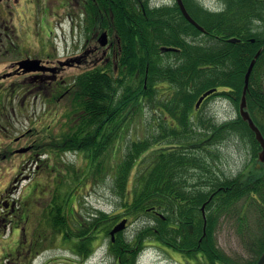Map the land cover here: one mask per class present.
I'll list each match as a JSON object with an SVG mask.
<instances>
[{
	"label": "trees",
	"instance_id": "trees-1",
	"mask_svg": "<svg viewBox=\"0 0 264 264\" xmlns=\"http://www.w3.org/2000/svg\"><path fill=\"white\" fill-rule=\"evenodd\" d=\"M183 2L205 32L184 17L175 1L159 8L150 6V0L87 1L88 31L115 34L123 49L118 63L107 68L90 58L87 69L67 86L65 130L50 146V159L76 153L81 163L69 166L71 187L62 201L53 196L57 201L48 221L60 244L76 239L86 245L79 249L84 259L97 249L95 234L101 232L107 239L123 219L130 226L140 221L144 225L110 240L107 250L114 264H137L141 250L153 244L189 264H257L264 252V233L252 246L246 245L248 259L231 258L217 246L223 216L238 214L242 233L247 224L244 208L253 205L264 225L262 147L239 113L245 76L259 52L246 110L264 137V0H221L218 12L200 0ZM161 47L178 50L162 52ZM163 83L171 88L167 94L159 88ZM215 88L218 91L197 110L200 97ZM61 94L62 87L54 97ZM216 96L230 101L236 119L219 123L201 115ZM148 108L152 123L135 130L143 125ZM233 136L244 139L251 154L239 172L223 178L212 150ZM107 179L113 182L120 211L109 215L96 210L75 224L76 194L83 196ZM240 201L244 205L239 206ZM200 253L206 255L204 262L198 260Z\"/></svg>",
	"mask_w": 264,
	"mask_h": 264
},
{
	"label": "rangeland",
	"instance_id": "rangeland-1",
	"mask_svg": "<svg viewBox=\"0 0 264 264\" xmlns=\"http://www.w3.org/2000/svg\"><path fill=\"white\" fill-rule=\"evenodd\" d=\"M173 1L175 0H150V6L171 4ZM200 1L211 11L218 12L222 10L221 0ZM33 3L34 10L31 9L34 14L33 18L23 21L22 15H20L21 12L16 11L14 7L15 0H2V3L0 0V22L2 20L7 21L10 30L13 31L10 32L12 40H19L15 35L23 36L24 30H26L29 41L32 43L35 40L36 48L32 49V53H40L42 51L39 46L41 40L51 38L52 45L57 47V60L84 56L87 51V58L94 55V49L92 48L100 42L98 39H93L96 32L88 31L85 12L75 9L76 3L74 0L73 3H71V0H65L64 3H62V0H34ZM3 5H10V8L7 10L8 7L4 8ZM6 13L9 15L7 19H5ZM68 14H75L76 19H69ZM80 20L81 25L79 24ZM98 23L101 28V21L98 20ZM99 32L98 38L102 35V31ZM5 34L6 32L3 29L1 30L0 26V121L8 116L15 119V122L18 119V123L14 122L12 126L8 127V134L0 130V154L4 150L7 152L19 150H17V154H12L7 160L0 162V201L7 198L10 202H14L16 211L12 210L10 204L5 207L4 204L1 206V203L0 211L2 217L8 214L4 218L9 219L15 215L19 219L24 213L28 215L27 218L24 216L26 219L25 223L22 222V228L19 227L21 229L15 230V232H13L16 225L15 221L8 222L7 228H4L5 219L0 220V238L2 239L0 244L4 249L11 247L15 253L12 257L0 251V264H11L10 260H16L19 263L23 256L29 254V250L33 246L34 251H38L35 258H33V264H112V258L107 252L108 243L111 242L110 237L106 239L101 232H97L93 241L97 249L91 257L84 259L79 253V249L84 250L86 245L81 240L76 239L70 240V243L60 244L55 234L56 230L48 221L52 214V203L57 201L55 197L58 196L62 201L64 193L68 187H71V181L66 176L67 173L69 174V166L79 167L81 165L76 153H66L57 161L56 158L51 160L49 156L50 154L53 155V148L50 147L52 142L58 139L57 137H60L65 130L67 118L62 115L69 106L68 94L54 97L57 94L56 92L52 98H49V89L45 85L40 86L32 81H26L21 82L16 90L20 93L22 91L20 90L21 85L25 88L29 87L25 89L26 92L28 90L27 97L25 98L24 94L21 97L15 94L14 97L11 88L13 86L15 88V84H12L14 82L8 80L4 74L9 71L5 62V55L8 54L10 57L15 52L7 53V50L10 49L9 41L11 37L7 41L4 40ZM87 44L90 49H84ZM28 47L29 45L25 43L22 51H27ZM86 69V62L75 68H67L63 73L66 80L65 86L73 84L76 77ZM4 83L10 89L6 96L1 93V87L5 86ZM64 88H62V94ZM159 88L162 93L166 94L171 90L166 83L161 84ZM220 90L222 91V89ZM3 108H7L5 111L8 115L1 110ZM12 111L15 113H12ZM201 115L208 118L213 116L219 123H224L236 119L237 110L225 97L216 96L206 105ZM167 117L168 119L165 117L167 122H171V118ZM140 122H143V125L138 126L135 129L137 131H142L146 128V124L152 123V114L149 108L146 110L144 120ZM22 134L27 136L26 139L15 141L16 137L20 138ZM221 142L223 143H220L219 147L213 148L212 151L218 156L214 165L216 169L218 165L217 170L220 177L224 178L227 175L231 176L239 172L249 162L251 153L248 151L246 142L240 136H233V138ZM31 144L34 145L33 148H37L32 153L28 152L29 148H26L25 151L20 148ZM17 178L21 181L15 183ZM67 182L70 183L67 184ZM112 187L113 182L107 179L103 184L94 185L87 193L86 191L83 192V196L77 193L76 212L72 217L74 218L73 222L77 224V221L80 225L96 210L104 211L109 215L118 213L120 211L118 207L119 200L116 198ZM31 193L32 199L28 201L29 196L27 195ZM53 196L55 197L53 198ZM244 203V201H240L239 206L244 205ZM244 209L243 217L244 222H247V224L242 233L239 232L240 216L238 214H230L220 219L217 240L222 250L232 257L244 254L248 250L246 245L252 246L264 233V225L260 221L261 217L257 209L253 205L250 207L248 205ZM3 210H5L4 213ZM143 225V221L134 222L131 226L128 224L126 231L132 233L136 228ZM24 228L25 231H23ZM0 250L3 249L0 248ZM158 251L157 253L148 254L141 263L177 264L173 261L175 254L171 253L172 257L167 252L168 250L164 248L158 249ZM248 256L250 257L249 254Z\"/></svg>",
	"mask_w": 264,
	"mask_h": 264
},
{
	"label": "flooded vegetation",
	"instance_id": "flooded-vegetation-1",
	"mask_svg": "<svg viewBox=\"0 0 264 264\" xmlns=\"http://www.w3.org/2000/svg\"><path fill=\"white\" fill-rule=\"evenodd\" d=\"M75 1V9L76 10H80L83 11L85 9V4L87 3V0H74ZM34 0H15V5L14 7L16 8V11L18 10L19 13L21 12L20 15H22V20L26 21V19H31L33 18L34 14L32 13L31 9L34 10ZM65 0H62V3H64ZM2 3V0H1ZM33 3V4H32ZM71 3H73V0H71ZM2 5V4H1ZM31 5V8H30ZM4 8L8 7L7 10L10 8V5H3ZM144 9V6L142 7ZM8 13H6V17L5 19H7L8 17ZM69 19L71 20H75L76 19V15L75 14H68L67 16ZM0 26H1V30L3 29L4 32H6L5 34V38L4 40H9L10 37V41H9V45H10V49L7 50V53H12V56L9 57V55H5V62L7 64V68H8V72L5 73L4 75L7 76L6 78L8 80H12L15 84V88L14 86L11 88L12 89V93L13 96L15 97V94L18 97L23 96V94L25 95V98L27 97V92L25 91V89L29 88V87H23V85H21L20 87V93L18 90H16L17 86H20L21 82H26V81H32L34 84H38V85H45L49 90V98H52L54 94H56L57 91H59V88H64L65 84H66V80L64 79L63 73L67 68H75L78 67V65H83L84 62L89 61V59H94V57H96L95 61L97 64L100 65V67L102 68H107L108 66H110L111 63L116 62L118 63V59L120 57V52L121 49H123V47L120 45V40L118 39V36H116L115 34L112 35L110 34L109 31H103L107 33V44L106 46H102L99 44H97L95 47H93V53L94 55H91L87 58L88 55V51L85 53L84 56H79V57H68L66 58V60H57L56 58V49L57 47L52 45V41L51 38H48L47 40L42 39L41 42L39 43V46L42 48V51L40 53H32V49L36 48V45L34 44L35 40L31 43L29 41V37H28V32L26 30H24L23 36H18V34H16L15 36L19 39H15L12 40V35L10 34V32H13L10 30V27L8 26V23L6 20H2L0 22ZM101 32V33H103ZM3 34V33H2ZM1 34V35H2ZM100 32H97L94 35L93 39H98L100 42L99 37ZM25 43H27L29 45L27 51H22L23 47L25 46ZM23 45V47H22ZM39 49V48H38ZM84 49H90L87 46ZM17 53V54H16ZM35 54V55H34ZM82 54V53H81ZM101 56V57H100ZM25 60H35V61H39L40 63L37 65L39 68H41L40 70L37 71H33V72H25V70L20 69L19 68V63L23 62ZM75 60V61H74ZM74 66V67H73ZM3 75V77H4ZM64 85L59 87V84ZM5 85V83L3 84ZM7 85V84H6ZM6 85L2 88L1 87V93L2 95L5 94V96L8 94V92L10 91V89H8L6 87ZM8 86V85H7ZM70 91V88L65 89L64 88V93L61 94L66 95V93L68 94ZM2 98H4V96H2ZM20 99V98H18ZM15 102V99H14ZM1 106V104H0ZM2 111H4V113H6L8 115V113L5 111L7 110V108H3L1 109ZM12 113H15L14 111H12ZM15 122V119H12L8 116H6V119L2 118V120L0 121V130L2 132H5L6 134H8L9 132V128L10 126H12V124ZM5 123V125H4ZM18 123V119H16V122ZM29 132V131H28ZM26 135L22 134L20 138L16 137L15 141H21L26 139ZM34 145H26L24 147H20L22 148V150L25 151L26 148H29L27 151L30 153H32L33 151H35L36 149L33 148ZM17 150H11L10 152L7 151H3L0 154V162L7 160V158L12 154H17ZM9 154V155H8ZM52 160V159H51ZM21 179L16 180L15 183L20 182ZM12 193V192H10ZM8 197V196H7ZM1 206L8 207L10 204V207L12 208L13 211H16L15 209V204L14 202H10L7 198L6 200H1L0 201ZM1 208V207H0ZM8 211V209H6ZM3 213L5 212V210L2 211ZM1 211H0V220L2 218H4V216H8V214H5L3 217L1 216ZM25 213L22 214L19 219L17 218L18 216L15 215L14 217H11V219L9 218H4L5 219V224H4V228H7L8 226V222H13L15 221V229L13 232H15V230H19L22 228V222L25 223ZM17 218V219H16ZM21 227V228H19ZM18 228V229H17ZM25 231V228L24 230ZM0 241H2V239L0 238ZM0 248H2L3 250H0L2 252H5V255H11L12 257L15 255V253L12 251L11 247H6L5 249L3 248L2 244H0ZM38 253V251H34V246L32 248H30L29 250V254L23 256L20 260L19 263L14 260L11 261V264H33V258H35L36 254ZM249 251L246 250L244 254L242 255H235L236 259H248L249 256ZM4 255V256H5ZM111 256V254H109ZM227 256L232 257L230 254H227ZM198 260H202L203 262L206 260V255L200 253L198 255ZM190 260L186 259L185 262H183V264H189ZM214 264H221L219 261L215 262Z\"/></svg>",
	"mask_w": 264,
	"mask_h": 264
},
{
	"label": "water",
	"instance_id": "water-1",
	"mask_svg": "<svg viewBox=\"0 0 264 264\" xmlns=\"http://www.w3.org/2000/svg\"><path fill=\"white\" fill-rule=\"evenodd\" d=\"M177 3L184 15V17L191 23L193 24L194 26H196L198 29L204 31V28H202L191 16L190 14L188 13L187 9L185 8L184 4H183V1L182 0H177ZM106 41H107V38H106V34L102 35V38H101V44L103 46L106 45ZM171 49H164V51H170ZM260 55V53H258L256 55V58H258ZM256 58L255 60L252 61L249 69H248V72L245 76V87H244V91H243V96H242V101H241V105H240V114L241 116L243 117V119L245 121L248 122L249 124V127L250 129L255 133L256 135V139L258 140V142L260 143L261 147L263 148V151L259 154V158L262 162H264V137L261 133V131L259 130V128L256 126V124L254 123V121L252 120L250 114L246 111V107H247V99H246V95H247V91H248V88H249V82H250V77H251V73L254 69V66H255V62H256ZM37 62L35 61H24L22 63H20V68H25L26 71H36L38 70L37 68L35 67H31V66H34V64H36ZM29 66V67H28ZM216 91L215 90H210L208 92H206L201 98L200 100L198 101L197 103V108H199L201 106V104L203 103V101L209 97L210 95H212L214 92ZM204 211V207L202 209ZM127 227V220H123L121 223H119L118 225H116L114 227V229L111 231V236H112V240L115 241V236L117 233H120L121 231H123L124 229H126ZM257 264H264V253L261 255L260 259L258 260V263Z\"/></svg>",
	"mask_w": 264,
	"mask_h": 264
}]
</instances>
